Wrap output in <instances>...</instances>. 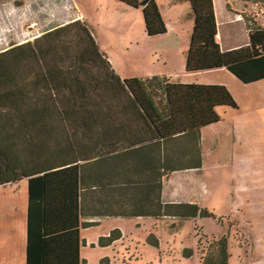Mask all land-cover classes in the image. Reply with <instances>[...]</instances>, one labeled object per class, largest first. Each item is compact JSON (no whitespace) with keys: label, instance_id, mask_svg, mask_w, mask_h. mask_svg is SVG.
<instances>
[{"label":"trees","instance_id":"1","mask_svg":"<svg viewBox=\"0 0 264 264\" xmlns=\"http://www.w3.org/2000/svg\"><path fill=\"white\" fill-rule=\"evenodd\" d=\"M117 1L141 8L147 36L166 32L155 0ZM184 1L193 19L187 72L225 68L242 83L264 79V26L242 11L248 43L222 50L216 41L213 0ZM256 1L264 6V0ZM112 106L130 108L134 118L146 122L152 139L169 144L219 121V108L237 104L221 84L174 83L161 76L121 79L79 19L0 50V185L28 180L26 264H80L79 227L92 224L80 223L83 216L214 217L196 203L163 202L162 171L150 198L138 195L133 205L112 209L94 205L96 177L88 173L93 164L80 140L103 134L105 117L127 115L126 110L115 113ZM177 164L168 155L159 165L172 171ZM194 167H200L199 160ZM127 189L120 190L126 194ZM135 190L133 185L128 193ZM121 237L113 229L98 245ZM229 249L227 235L213 238L201 251L200 264H228ZM98 264H110L109 258Z\"/></svg>","mask_w":264,"mask_h":264},{"label":"rangeland","instance_id":"2","mask_svg":"<svg viewBox=\"0 0 264 264\" xmlns=\"http://www.w3.org/2000/svg\"><path fill=\"white\" fill-rule=\"evenodd\" d=\"M230 3L264 26L260 2ZM181 5L175 4L177 9ZM166 10L167 18L172 13ZM76 14L122 78L148 72L156 60L162 61L160 50L169 51L177 42L189 45L186 34L184 39L174 31L147 36L141 9L117 0H0V50L31 41ZM184 78L224 85L237 104L233 109L219 108L220 120L200 129L201 172L185 177L179 187V198L198 200V206L214 217L123 219L118 241L106 247H80L82 264H98L103 257L110 264H200L201 251L222 235L228 236V264H264V80L242 83L224 68L186 73ZM114 223L108 219L81 229V234L93 240L107 234Z\"/></svg>","mask_w":264,"mask_h":264},{"label":"crops","instance_id":"3","mask_svg":"<svg viewBox=\"0 0 264 264\" xmlns=\"http://www.w3.org/2000/svg\"><path fill=\"white\" fill-rule=\"evenodd\" d=\"M155 2L165 22L166 32L174 31L177 35L182 34L184 39L186 34L190 41L193 19L189 15V4L184 0H155ZM177 3L183 4L180 7L181 9H177L175 6ZM213 4L217 24L216 41L220 48L222 50H230L246 45L248 43V29L241 15L244 9L233 3L231 4L230 0H213ZM243 6L246 8L245 3H243ZM164 9L169 10L172 15L166 18L164 16ZM77 19L83 20L80 14H76L72 18V20ZM188 48L189 45L187 47L182 42H177L169 48V51L164 49L158 51L160 57H163L162 61L156 60L150 66L151 69L138 78L144 79L151 76H161L168 78L174 83H190L191 80L189 81L186 80L187 78H184L186 73L195 74L211 71L187 72L185 70V60ZM105 57L117 74L111 59L108 56ZM175 76L181 77L182 80H177ZM129 109L112 106L111 110L115 113L118 110H126L127 115L116 114L105 117L104 123L100 124L104 129V131H101L103 134L97 133L93 138H83L80 140V143L83 144L82 150L85 157L90 159L87 160L88 163L93 164V167H89L88 173L91 172L96 177L97 186L94 190V205L101 209H112L119 205H133L138 195L150 198L152 191H156L155 187L159 182L158 175L161 171L163 173L161 178V200L163 202H190L199 205L198 200L193 198L186 200L179 198V187L182 186L180 183H182L185 177H195L201 172V164L200 167H194L198 160L201 161L199 150L200 130L195 135L182 134L168 144L162 140L152 139L150 137L151 132L147 128L145 129L146 122L134 118L130 114L131 111ZM206 126L208 125L203 127ZM168 155L178 163L172 167L174 169L172 171H168L165 166L161 169L159 165L161 160L164 162L167 160ZM133 185H136L138 190H135V193L134 191L128 193V189ZM125 187L128 188L127 192H124L126 194H122L123 191L120 189ZM145 217L152 216L129 218L122 216L81 217L80 223L92 222V224L90 226L80 225L79 227V256L82 261L80 264L84 263V259L80 255L81 246L97 245L98 247H106L98 245L99 238L107 236L113 229H119L124 223L123 219ZM108 219H115L116 223L111 226V230L107 234H98L93 240H87L85 236H82L81 229L99 225ZM27 223L28 180L23 178L16 182L0 185V264H26Z\"/></svg>","mask_w":264,"mask_h":264}]
</instances>
